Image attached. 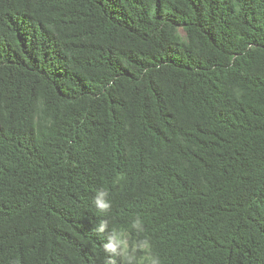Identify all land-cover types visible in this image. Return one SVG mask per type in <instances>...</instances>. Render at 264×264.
<instances>
[{
    "label": "trees",
    "instance_id": "16d2710c",
    "mask_svg": "<svg viewBox=\"0 0 264 264\" xmlns=\"http://www.w3.org/2000/svg\"><path fill=\"white\" fill-rule=\"evenodd\" d=\"M137 217L161 264H264V0H0V264Z\"/></svg>",
    "mask_w": 264,
    "mask_h": 264
},
{
    "label": "clouds",
    "instance_id": "9594fccd",
    "mask_svg": "<svg viewBox=\"0 0 264 264\" xmlns=\"http://www.w3.org/2000/svg\"><path fill=\"white\" fill-rule=\"evenodd\" d=\"M106 191H98L93 198V205L101 212H108L111 209V201ZM131 229L136 233L137 239L129 240L131 233L128 230L117 226H110L108 219L101 220L94 225L93 231L107 237L103 249L108 253L105 264H161L159 256L152 253L150 240L143 235L145 232L142 220L137 217L131 224ZM142 252L144 255L138 256Z\"/></svg>",
    "mask_w": 264,
    "mask_h": 264
}]
</instances>
